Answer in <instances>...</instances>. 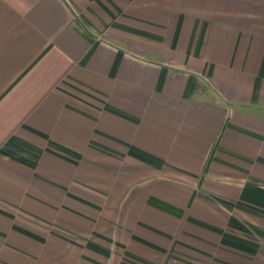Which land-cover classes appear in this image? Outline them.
Masks as SVG:
<instances>
[{"label":"crops","instance_id":"0c3cea01","mask_svg":"<svg viewBox=\"0 0 264 264\" xmlns=\"http://www.w3.org/2000/svg\"><path fill=\"white\" fill-rule=\"evenodd\" d=\"M0 264H264V0H0Z\"/></svg>","mask_w":264,"mask_h":264}]
</instances>
